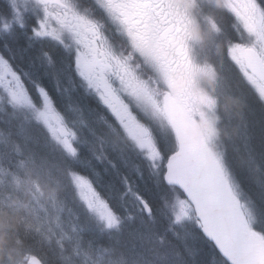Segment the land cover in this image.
<instances>
[{"label": "snow or ice", "instance_id": "snow-or-ice-1", "mask_svg": "<svg viewBox=\"0 0 264 264\" xmlns=\"http://www.w3.org/2000/svg\"><path fill=\"white\" fill-rule=\"evenodd\" d=\"M5 209L15 264H264V0H7Z\"/></svg>", "mask_w": 264, "mask_h": 264}, {"label": "clouds", "instance_id": "clouds-1", "mask_svg": "<svg viewBox=\"0 0 264 264\" xmlns=\"http://www.w3.org/2000/svg\"><path fill=\"white\" fill-rule=\"evenodd\" d=\"M224 91V89H222ZM223 103L227 105V109L222 113L219 124L220 135L224 140L225 146L231 148L232 140L229 139V132L234 131L236 125L239 122V117L233 116L232 118L228 115V110H231L237 106L243 110L245 101L237 100L234 101L230 96L225 95L223 97ZM235 139V137H233ZM9 212L5 209L0 211V264H15L17 256L12 249L13 238L10 236L11 232L18 229V224L8 223ZM52 264H55L54 260Z\"/></svg>", "mask_w": 264, "mask_h": 264}, {"label": "rangeland", "instance_id": "rangeland-1", "mask_svg": "<svg viewBox=\"0 0 264 264\" xmlns=\"http://www.w3.org/2000/svg\"><path fill=\"white\" fill-rule=\"evenodd\" d=\"M257 111H259V109H257L256 107L254 108L251 116H250V119H252L257 126H259V121L261 119V116L257 113ZM237 147L240 148V152H237V153H233L234 155L238 156V157H242L243 154H241V152H243V147H242V144L240 142L237 143ZM243 179V177H242ZM245 179V183L247 184L249 181L247 180L246 177H244Z\"/></svg>", "mask_w": 264, "mask_h": 264}, {"label": "trees", "instance_id": "trees-1", "mask_svg": "<svg viewBox=\"0 0 264 264\" xmlns=\"http://www.w3.org/2000/svg\"><path fill=\"white\" fill-rule=\"evenodd\" d=\"M256 108L259 109L258 106H257ZM257 113L261 116V111H260V109H259V111H257ZM257 127H258V126H257Z\"/></svg>", "mask_w": 264, "mask_h": 264}, {"label": "bare ground", "instance_id": "bare-ground-1", "mask_svg": "<svg viewBox=\"0 0 264 264\" xmlns=\"http://www.w3.org/2000/svg\"><path fill=\"white\" fill-rule=\"evenodd\" d=\"M241 151V150H240ZM241 154H243V152H241Z\"/></svg>", "mask_w": 264, "mask_h": 264}]
</instances>
